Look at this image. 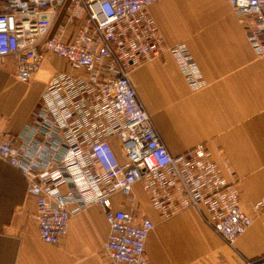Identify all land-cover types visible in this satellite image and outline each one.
<instances>
[{"label": "built area", "instance_id": "obj_1", "mask_svg": "<svg viewBox=\"0 0 264 264\" xmlns=\"http://www.w3.org/2000/svg\"><path fill=\"white\" fill-rule=\"evenodd\" d=\"M153 1L0 0V58L13 55L18 79L28 80L47 53L68 67L50 75L16 134L0 131V158L24 177L44 242H58L73 213L100 207L108 224L99 251L105 264H150L144 238L153 222L134 219L130 206L136 181L161 218L192 207L232 248L251 213L264 220V197L250 203L251 212L242 209L233 171L226 177L203 142L171 154L139 100L130 71L164 51L190 89L206 84L185 42L164 44L147 10ZM227 1L249 19L245 37L254 54H264V0ZM60 8L59 32L49 34ZM68 24L74 30L63 39ZM115 192L127 207L112 206ZM241 264H264V253L244 256Z\"/></svg>", "mask_w": 264, "mask_h": 264}, {"label": "crops", "instance_id": "obj_2", "mask_svg": "<svg viewBox=\"0 0 264 264\" xmlns=\"http://www.w3.org/2000/svg\"><path fill=\"white\" fill-rule=\"evenodd\" d=\"M147 10L164 44L186 43L206 84L190 89L164 51L130 71L139 100L171 154L203 142L226 177L233 171L239 206L251 212L250 203L264 197V54H254L246 40L249 19L236 15L227 0H154ZM63 16L60 8L49 34H58ZM73 30L74 24H68L61 37L70 39ZM62 69H68L65 60L47 53L24 81L14 75L13 55L1 57L0 131L16 134L50 75ZM113 143L118 146L115 139ZM132 195L134 219L153 222L144 238L150 264H241L244 256L264 253L261 214L251 213V224L236 236L232 248L194 208L161 218L139 181ZM111 203L128 206L118 192ZM35 210L22 174L0 158V264H105L99 251L108 224L97 204L70 215L56 243L40 240Z\"/></svg>", "mask_w": 264, "mask_h": 264}, {"label": "rangeland", "instance_id": "obj_3", "mask_svg": "<svg viewBox=\"0 0 264 264\" xmlns=\"http://www.w3.org/2000/svg\"><path fill=\"white\" fill-rule=\"evenodd\" d=\"M114 145H115V148L118 150L119 148H118V146L116 145V143H115Z\"/></svg>", "mask_w": 264, "mask_h": 264}]
</instances>
